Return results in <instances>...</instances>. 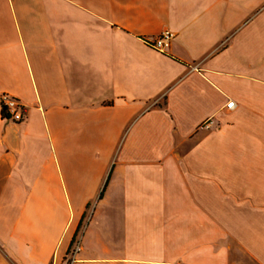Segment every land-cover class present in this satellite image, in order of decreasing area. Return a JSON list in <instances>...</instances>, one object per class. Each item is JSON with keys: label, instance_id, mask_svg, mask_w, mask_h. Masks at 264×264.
I'll return each instance as SVG.
<instances>
[{"label": "crops", "instance_id": "1", "mask_svg": "<svg viewBox=\"0 0 264 264\" xmlns=\"http://www.w3.org/2000/svg\"><path fill=\"white\" fill-rule=\"evenodd\" d=\"M2 93L0 264H264V0H0Z\"/></svg>", "mask_w": 264, "mask_h": 264}, {"label": "built area", "instance_id": "2", "mask_svg": "<svg viewBox=\"0 0 264 264\" xmlns=\"http://www.w3.org/2000/svg\"><path fill=\"white\" fill-rule=\"evenodd\" d=\"M175 38V33L169 29L162 31L160 34L145 38V42L160 52H166L172 45ZM0 100L3 108V114L9 120L14 122H21L24 119L26 112V106L15 96L9 93H2ZM235 102L229 101L227 106L229 108L234 107ZM80 251V242L76 237L71 245L63 264H74L77 261V254Z\"/></svg>", "mask_w": 264, "mask_h": 264}, {"label": "trees", "instance_id": "3", "mask_svg": "<svg viewBox=\"0 0 264 264\" xmlns=\"http://www.w3.org/2000/svg\"><path fill=\"white\" fill-rule=\"evenodd\" d=\"M80 227V226H79Z\"/></svg>", "mask_w": 264, "mask_h": 264}]
</instances>
